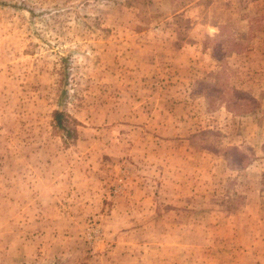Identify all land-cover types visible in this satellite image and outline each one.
Instances as JSON below:
<instances>
[{"label": "rangeland", "instance_id": "rangeland-1", "mask_svg": "<svg viewBox=\"0 0 264 264\" xmlns=\"http://www.w3.org/2000/svg\"><path fill=\"white\" fill-rule=\"evenodd\" d=\"M211 1L0 0V264H264V0Z\"/></svg>", "mask_w": 264, "mask_h": 264}, {"label": "crops", "instance_id": "crops-1", "mask_svg": "<svg viewBox=\"0 0 264 264\" xmlns=\"http://www.w3.org/2000/svg\"><path fill=\"white\" fill-rule=\"evenodd\" d=\"M200 0H193V2H190L187 6H191L192 4L198 2ZM256 5L261 3V0H258V2H255ZM249 6H251V4H248ZM217 6V5H216ZM216 6L214 5V1L211 0H203V4H199V11L201 10H214V8H216ZM236 6V5H235ZM184 8L180 9L178 12H181ZM219 24L220 21H210V19H207L203 22V25H205V29L207 30V33L212 36L215 35V33L218 32L219 29ZM183 46V45H182ZM181 47V46H180ZM252 164V163H251ZM250 166V164H249ZM247 166V168L249 167ZM156 204V203H155ZM154 208V203L152 202L151 205H149V208ZM140 218L143 219V216L141 214H139Z\"/></svg>", "mask_w": 264, "mask_h": 264}, {"label": "trees", "instance_id": "trees-1", "mask_svg": "<svg viewBox=\"0 0 264 264\" xmlns=\"http://www.w3.org/2000/svg\"><path fill=\"white\" fill-rule=\"evenodd\" d=\"M52 113L55 122L54 126L60 130L63 139L69 138L70 140H72L76 134L75 130L71 126L74 124L73 119H71V117L67 116L66 113H63L61 111H54ZM232 149L237 150L236 147H232Z\"/></svg>", "mask_w": 264, "mask_h": 264}]
</instances>
